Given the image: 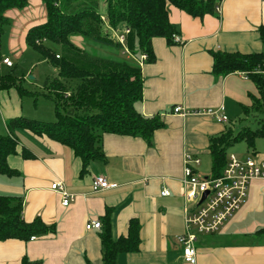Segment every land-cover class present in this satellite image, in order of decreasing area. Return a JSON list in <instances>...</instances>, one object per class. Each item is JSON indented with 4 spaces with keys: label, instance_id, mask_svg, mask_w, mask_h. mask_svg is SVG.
<instances>
[{
    "label": "crops",
    "instance_id": "1",
    "mask_svg": "<svg viewBox=\"0 0 264 264\" xmlns=\"http://www.w3.org/2000/svg\"><path fill=\"white\" fill-rule=\"evenodd\" d=\"M220 6L221 11L204 17L172 6L171 20L184 42L169 44L164 37L154 38L156 59L142 63L144 92L137 103L144 115H159L165 122L151 143L143 137L106 133L102 140L106 160L93 161L82 173V161L69 146L28 129L16 131L17 151L8 157V164L17 173H0V194L22 196L24 218L55 223L57 233L30 241H0V264H21L26 256L42 264H102L104 227L86 226L93 220L104 224L108 209L114 238L127 235L132 218L141 226L139 249L120 253L118 264H264V234L258 233L264 228V177L252 181L247 202L221 232L199 237L195 263L184 260L177 241L185 232L186 155L201 159L194 168L204 175L201 169L207 159L212 163L210 138L229 127L236 130L243 121V105L251 104V94H259L254 82L239 71L215 73L212 53L264 52L259 36L264 0H222ZM6 15L9 49L20 55L27 50L29 29L47 21L46 5L44 0H29L25 8L9 9ZM79 41L82 38H76ZM7 57L1 40L0 77L8 75L5 67L15 65L8 66L3 61ZM24 97L16 87L0 89V134H8L7 123L14 117L43 118ZM178 105L189 113L174 112ZM222 106L227 122L205 112ZM249 155L264 163V138L257 139ZM98 176L112 186L95 192L93 181ZM59 181L74 195L68 206L63 194L52 188ZM164 188L171 194L162 195Z\"/></svg>",
    "mask_w": 264,
    "mask_h": 264
},
{
    "label": "trees",
    "instance_id": "2",
    "mask_svg": "<svg viewBox=\"0 0 264 264\" xmlns=\"http://www.w3.org/2000/svg\"><path fill=\"white\" fill-rule=\"evenodd\" d=\"M102 1V0H101ZM100 0H44L47 21L31 27L27 44L39 51L49 63L58 69V76L44 82V97L54 103L56 119L43 121L18 116L8 121V134H0V173H17L8 164V157L17 151L18 129H28L37 135L69 146L82 161V173L96 160H106L102 146L106 133L143 137L150 143L156 130L165 125L159 115L146 116L137 108L143 99L144 75L142 65L135 58H111L90 52L86 45L115 47L126 53L125 46L114 39L106 29L102 16L116 29L129 27L126 47L136 57L147 54L145 61L156 59L153 40L164 37L169 44H177L174 35L178 27L171 20V7L175 6L192 17L213 14L222 0H105V13L98 10ZM29 0H0V42L5 27L10 23L6 12L23 9ZM264 43V26L259 28ZM82 38L84 45L76 42ZM60 45L57 52L49 44ZM127 54V53H126ZM128 55V54H127ZM213 70L220 75L237 71L249 72V78L258 89L251 94V104L243 105L242 119L254 114L259 126H244L236 131L229 127L225 132L210 138L212 167L210 175L222 174L228 160V150L240 142H246L249 150L255 149L258 138H264V75L256 73L264 64V52L215 51ZM131 58V59H130ZM16 87L22 96L36 95L27 89L22 80L8 74L0 77V89ZM24 201L20 195L0 194V241L57 233L55 223L48 224L41 217L31 221L24 218ZM112 210L104 215L101 233L103 263L118 264L122 252L137 251L140 245V222L132 218L127 235L114 238L112 234ZM103 223V222H102ZM264 234V228L258 230ZM21 264H42L27 256Z\"/></svg>",
    "mask_w": 264,
    "mask_h": 264
},
{
    "label": "built area",
    "instance_id": "3",
    "mask_svg": "<svg viewBox=\"0 0 264 264\" xmlns=\"http://www.w3.org/2000/svg\"><path fill=\"white\" fill-rule=\"evenodd\" d=\"M221 11V6L217 7ZM106 23V29L111 36L125 46L129 57L135 58L142 65L147 59V54H142L136 58L126 47L127 36L130 32L129 27L122 29L113 28L108 23L105 15L102 16ZM174 40L178 43L184 41L177 34ZM8 66H13L14 62L10 58L3 60ZM246 79H250L249 72L239 71ZM256 73L264 75V64L258 66ZM174 112L186 115L188 110L178 105ZM205 112L213 116L219 122L229 121L224 107L217 109L209 108ZM201 159L193 155H186L183 182V196L185 200L184 219L185 232L177 236V241L183 247V257L186 262L195 263L198 253L197 241L201 235L216 234L221 232L235 214L245 205L249 198L250 186L256 178L264 177V163L259 161L254 155L240 158L235 154L228 155L227 164L218 177L197 174L194 165H199ZM112 184L104 176H98L93 181L94 191L110 188ZM54 190L63 194V204L68 206L73 200L74 195L67 192L63 182L52 184ZM208 194L204 197V194ZM162 195L171 194V190L164 188ZM87 229H101L103 223L101 220L89 221ZM33 237L32 239H34Z\"/></svg>",
    "mask_w": 264,
    "mask_h": 264
},
{
    "label": "rangeland",
    "instance_id": "4",
    "mask_svg": "<svg viewBox=\"0 0 264 264\" xmlns=\"http://www.w3.org/2000/svg\"><path fill=\"white\" fill-rule=\"evenodd\" d=\"M101 1V0H100ZM102 4L97 6L98 10L102 13H105V0L101 1ZM9 25L5 27V32L2 37V50L8 55L14 62V67L4 68L5 74H13L20 80H22L23 85L34 92H39L36 95H25L22 100L27 103V105H32L33 108L35 106V110L41 112L43 118H35L28 116V118L43 120V121H54L56 119L55 116V108L54 103L51 99H47L41 95L40 92L44 90V82L48 77H55L58 76V69L53 67L47 59L37 50L27 45L26 52L17 55L16 52H12L9 49L8 45V30ZM80 45H84L82 40L79 41ZM54 50L57 52L60 51V45L50 43L49 44ZM86 49L90 52H96L101 56L111 57V58H128L129 55L123 53V51L119 50L115 47H104L99 45L88 44L85 46ZM131 59V58H130ZM256 93L257 90H256ZM36 99V101H35ZM36 102V103H35ZM36 105H35V104ZM37 107L38 110L36 109ZM37 116V114H36ZM244 126H250L253 129H256L259 126L257 116L251 114L250 116L246 117L245 120L242 121V124L239 122L236 124V131L240 130ZM249 153V148L246 142H240L229 148L228 155L235 154L240 158H244ZM211 166L212 163L210 160L207 159L205 162V167H203L202 174L209 175L211 173Z\"/></svg>",
    "mask_w": 264,
    "mask_h": 264
},
{
    "label": "water",
    "instance_id": "5",
    "mask_svg": "<svg viewBox=\"0 0 264 264\" xmlns=\"http://www.w3.org/2000/svg\"><path fill=\"white\" fill-rule=\"evenodd\" d=\"M208 194V192H206L205 194H204V197L203 198H205V196Z\"/></svg>",
    "mask_w": 264,
    "mask_h": 264
}]
</instances>
